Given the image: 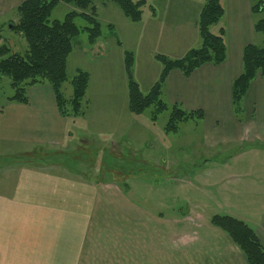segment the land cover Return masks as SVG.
I'll list each match as a JSON object with an SVG mask.
<instances>
[{
	"label": "crops",
	"instance_id": "obj_1",
	"mask_svg": "<svg viewBox=\"0 0 264 264\" xmlns=\"http://www.w3.org/2000/svg\"><path fill=\"white\" fill-rule=\"evenodd\" d=\"M25 1L0 0V22L9 23L12 30L19 17L7 20L8 16ZM147 2L151 9L137 26L129 28L124 23L128 38L134 35L137 44H161L157 47L180 57L196 48L201 42L197 22L202 0ZM223 3L225 15L212 31L226 30V61L205 64L188 78L179 70L171 71L163 97L169 105L202 110V121L208 125L204 139L209 155L215 156L214 150L219 148L228 155L223 169L244 171L254 181L251 205L244 210L242 204H235V214L229 215L252 226L264 246V76L256 78L245 97L243 121L234 114L231 95L232 83L243 72V49L262 45L264 38L255 31L250 0ZM113 26L121 50L130 49L137 65L136 48ZM145 49L140 46V51ZM102 73L109 77L108 70ZM106 87L102 85L98 89L102 93L93 96L100 107L113 102V93L107 94ZM28 96V104L0 101V264H248L232 239L211 224L209 201L204 205L193 201L188 212H173L177 207L167 206L172 214L168 216L142 205L130 195V178L115 174L112 168L102 172L84 162V151L94 143L91 137L78 139L70 132L68 118L59 113L51 86L35 85ZM126 96L124 91L123 99ZM129 115L124 123L129 120L128 128L135 130L130 121L137 118ZM94 119L96 138L111 141L116 132L113 116ZM104 122L112 125H97ZM124 138L113 140L114 146L108 150L118 169L129 159L118 145H126ZM12 147L27 149L15 151ZM115 149L121 154H113ZM219 166L208 158L194 178L218 171ZM89 168L98 173H90ZM110 173L113 178L108 177ZM195 184L208 189L205 183ZM219 202L224 203L223 195L212 203ZM206 207L210 209L205 211Z\"/></svg>",
	"mask_w": 264,
	"mask_h": 264
},
{
	"label": "rangeland",
	"instance_id": "obj_2",
	"mask_svg": "<svg viewBox=\"0 0 264 264\" xmlns=\"http://www.w3.org/2000/svg\"><path fill=\"white\" fill-rule=\"evenodd\" d=\"M92 8L102 25V35L93 45L89 43L87 32H82L79 37L74 39L73 52L68 58L67 74L69 80L63 86L64 95L66 99L70 100L74 93L71 82L78 71L83 70L90 74V85L82 102L84 115L78 116L77 119L76 117L68 119L70 132H74L75 138L79 139L85 135L86 137H91L90 141L94 143V145L88 148L87 152L84 151L85 155L83 157L91 159L106 150L107 152L104 154L108 153V156L105 161L116 165V163L111 161L113 157L108 150L114 146L111 144L113 140H119L121 136H124L126 145H118L121 146V149L125 151L127 156L130 155L129 160L133 161L136 169H142V166H145L146 169L148 168L138 175L129 177L131 180L129 184L132 189L131 193H129L142 205L157 213H166L168 216L172 214H168L170 209L167 206L177 207L171 210L173 212L181 211V209L183 212H188L190 210V203L192 204L195 200H200L202 205H204L206 201L212 203L217 199L220 200L223 195L224 203H206L208 207L211 206V209L206 207L207 210L205 211L210 209L212 215L214 213L222 215L235 214V210L233 209V205L235 204H242L244 210H247L251 205L249 201L253 198L250 191L254 190V181L251 178H247V174L244 171L232 170L229 173L223 169L227 163L226 158L228 155L221 153L222 151L219 148L214 150L217 153L215 156L209 155L204 139L208 128L206 121L190 120L180 124L178 132L168 134L164 128L169 121L170 111L163 112L159 115L158 120L153 122L152 116L155 112V107L153 106L142 115L135 116L137 119H134V121H130L135 130L128 128L129 120L124 123L125 117H130L129 114H131L129 111L128 78L125 73L126 67L124 62L125 52L128 50L126 48H122L121 50L122 45L118 44L120 39L117 35L114 36L109 25H115L126 43H130L132 47L136 48L138 62L134 66V79L139 83L144 95L150 92L162 71V65L155 58V55L165 54L171 59H179L181 57L177 52L164 50V48L160 49L161 44H145L141 41H137L140 43L137 44L134 40V35L128 38L124 23L126 22L129 28H134L137 25L130 22L115 3L109 0H93ZM72 11L79 10L74 5L61 3L54 11L51 21H63ZM148 12L149 8H144V14H148ZM86 13L92 14L93 10L90 8ZM17 17H19L18 13L14 11L8 16L7 20ZM75 21L81 29L87 26V23L81 17L76 18ZM18 23L19 20L17 21ZM0 24L3 26L1 33L2 43L0 46L5 43L11 48L12 54L25 55L28 51V44L23 35L13 32L10 29L9 23L4 24L0 22ZM217 27L218 24L212 28L213 31ZM142 45H145L146 48L143 52L140 51V46ZM158 45L160 46L157 47ZM200 45L201 42L196 44L195 47L197 48ZM103 70L110 72L108 75L109 81L102 73ZM102 85L107 86V94L110 91L113 93V96H111L113 99L111 106L100 107L93 98L94 94L98 95L102 93L98 91ZM124 91L127 93L125 99H123ZM13 94L14 90L11 86V80L3 77L0 80V101H8V98L13 96ZM116 98L118 99L116 100ZM162 99L168 104L164 97ZM101 111H104V113ZM100 116H113V129L116 132L112 136L111 141L106 140L105 137H102V140L96 138L98 132L92 124L95 123L94 118H99ZM90 120L92 123H87ZM76 121L79 123L78 126ZM97 125L109 127L112 124L104 122L103 125ZM22 149L27 148L12 147V150L15 151ZM113 154H117L118 156L121 153L115 149ZM147 156H149V159H156L158 163L149 159L144 160V163H142L140 159H144ZM208 158L211 162L217 161L220 163L219 170H210L207 174H203L200 178L195 179L199 174H196V172ZM87 170L90 173H94L95 171L98 173V170H91L90 168ZM248 171L252 173L250 169ZM108 177L113 178L112 173ZM195 182L205 183L208 189H201ZM228 182H230V186H228ZM225 206L230 207L229 212L224 208ZM223 208L226 212H223Z\"/></svg>",
	"mask_w": 264,
	"mask_h": 264
},
{
	"label": "trees",
	"instance_id": "obj_3",
	"mask_svg": "<svg viewBox=\"0 0 264 264\" xmlns=\"http://www.w3.org/2000/svg\"><path fill=\"white\" fill-rule=\"evenodd\" d=\"M115 3L124 16L132 23H140L144 18V8L151 6L147 0H109ZM204 3L197 22L201 45L189 50L184 57L171 59L166 55H156L161 63L162 71L150 92L144 95L139 83L134 79L135 55L125 52V67L128 78L129 111L135 116L142 115L151 107H155L152 121L156 122L160 114L170 111V118L164 130L168 134L178 132L180 124L190 120H203L202 110L187 111L180 104L168 105L162 97L167 78L171 71L179 70L185 77H190L205 64L220 65L226 61V30L214 33L212 28L219 24L225 15L224 0H202ZM93 0H27L18 8L19 23L12 25L15 33L23 35L28 44L25 55L12 54L9 46H0V80L7 77L14 90L9 102L28 104L29 89L35 85H50L54 92L59 113L64 118L83 116L82 102L90 85V74L79 70L71 84L74 89L72 99H66L64 84L69 80L67 74L68 58L73 52L74 39L82 32H87L89 43L95 44L102 35V25L92 8ZM74 5L79 11L70 12L63 21H51L56 8L61 4ZM254 17V28L264 38V0H250ZM92 14L86 13L89 9ZM81 17L87 26L81 29L76 18ZM116 35L114 26L109 25ZM3 26L0 24V41ZM122 45L121 41H118ZM259 75L264 76V42L262 45L251 44L243 49V72L231 88L232 107L235 116L243 121L245 114L244 100L252 83ZM106 150L94 158H84V162L102 170L112 168L114 173L123 178L138 175L146 169H136L133 161L125 159L120 169L106 160ZM112 156V155H111ZM130 158V155H128ZM27 157V156H26ZM29 157V156H28ZM211 224L225 232L243 253L248 264H264V246L255 230L245 221L231 215L213 214Z\"/></svg>",
	"mask_w": 264,
	"mask_h": 264
}]
</instances>
